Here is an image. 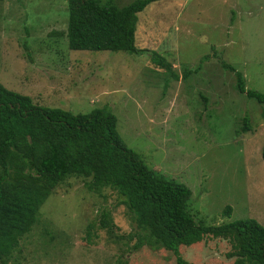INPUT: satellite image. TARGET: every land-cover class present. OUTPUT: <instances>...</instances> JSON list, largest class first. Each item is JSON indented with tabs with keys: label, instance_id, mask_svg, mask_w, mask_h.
<instances>
[{
	"label": "rangeland",
	"instance_id": "374dc122",
	"mask_svg": "<svg viewBox=\"0 0 264 264\" xmlns=\"http://www.w3.org/2000/svg\"><path fill=\"white\" fill-rule=\"evenodd\" d=\"M131 1L113 0L118 7ZM136 19L140 54L71 51L63 1H2L0 85L72 114L105 108L128 149L189 189L194 221L252 219L264 228V104L238 94L232 73L217 61L241 73L246 89L264 93V0H159ZM152 53L176 80L153 65ZM242 118L249 131L236 133ZM102 212L110 219L106 228L99 225ZM133 229L114 191H88L82 178L67 177L39 207L8 264H175L162 249L134 248L139 236L127 237ZM229 251L228 242L210 237L180 247L190 264H234Z\"/></svg>",
	"mask_w": 264,
	"mask_h": 264
},
{
	"label": "trees",
	"instance_id": "16d2710c",
	"mask_svg": "<svg viewBox=\"0 0 264 264\" xmlns=\"http://www.w3.org/2000/svg\"><path fill=\"white\" fill-rule=\"evenodd\" d=\"M7 1V0H0ZM66 5L65 38L71 51L140 54L135 47L137 14L159 0H132L118 7L113 0H60ZM193 70L182 72L186 79ZM150 60L176 80L177 75L160 56ZM232 73L234 89L258 105L264 93L245 88L241 73L217 59ZM236 133L249 131L247 119ZM260 157L264 161V143ZM67 177H80L88 191H114L131 215L139 242L170 253L175 264H190L181 246L195 247L205 237L228 242L226 258L234 264H264V228L252 219L207 226L194 221L188 211L190 191L148 168L128 149L116 131V119L105 108L72 114L59 108L36 105L24 95L0 85V264L34 225L39 207L52 189ZM225 206L222 215L230 214ZM107 212L100 214V227H108ZM120 264V262L118 263Z\"/></svg>",
	"mask_w": 264,
	"mask_h": 264
}]
</instances>
